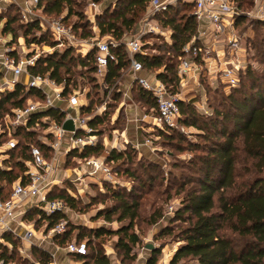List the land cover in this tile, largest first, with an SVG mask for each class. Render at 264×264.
<instances>
[{
	"label": "rangeland",
	"instance_id": "1",
	"mask_svg": "<svg viewBox=\"0 0 264 264\" xmlns=\"http://www.w3.org/2000/svg\"><path fill=\"white\" fill-rule=\"evenodd\" d=\"M125 1L70 0V5L64 7L60 14L45 11L44 7L47 5L43 3L41 7L32 10L35 15L23 17L22 13L29 9L26 0H0V15L6 18L16 17L15 37L13 34L3 33L0 25V45L6 43L5 45L11 46L21 55L25 54L26 49H34L33 53H38L40 57L49 55L53 51H61L63 46H60L53 38L50 27L53 22L65 19V25L75 27L73 28L75 32L72 31L73 43L66 42L64 45L70 46L76 56L86 54L88 45L85 41L87 40L80 38L81 33L92 31L94 33L92 38H96L97 34L94 32L98 33L97 29L94 30V25L97 23L96 18L103 17L104 11L111 13L118 4H124ZM244 2L240 11L245 20L237 25L234 24V33L242 39L241 46L245 50V56L242 58L246 63H250L256 72L264 74V18L261 16L264 0H244ZM94 3L97 5L96 8L91 7ZM148 15L151 14L147 9L139 12L135 30L149 19ZM30 20L37 21L40 30L32 31L26 39L23 36L25 29L21 25ZM4 22L5 19L1 24L3 25ZM150 26H157L159 32H148L143 36L142 50L148 58L162 57L165 63L172 55L168 49L171 43V32L155 20L150 23ZM135 30L126 33L125 36L134 33ZM256 34L262 39L259 45L260 53L255 52L253 48V39L255 40ZM41 35H44L45 43H35L32 46L27 42ZM98 38L108 42L112 41L109 36H98ZM53 41L57 45L49 46L48 43H53ZM173 63L176 66V62L173 61ZM203 63H201L199 84L203 86L204 91L198 82L192 79L184 87L178 85L172 93L174 96L178 95L180 103L184 105L192 103L195 109L194 118L188 114L187 116L181 114V120L188 117V122L194 120L199 127H203L208 122L207 118L214 116L213 111L219 113H233L234 111L226 99L227 95L232 92V88H227L223 83H214L211 88L203 84L207 81V69ZM162 69L148 70L145 74L153 79ZM73 70L76 72L73 76L76 81L75 90L81 93L79 100L82 107L88 109V111H81V115L88 118V121H95L91 126L90 134L93 145L100 149L99 152L86 158H79L73 152L70 153L73 151L72 148L66 155L64 154L65 148L57 155L43 151L46 162L54 165V171L49 180L50 193L53 196L69 195L74 199L75 208H69L66 220L75 229L85 234L99 228L114 233L103 235L97 240L90 236L94 244L98 243L102 255L108 259L109 264H146L153 251H159L156 264H169L173 251L181 244L175 239L177 228L184 227L183 224L169 223L175 211L180 207L183 197L180 186L186 182L183 188L185 191L196 186L191 182L199 176L194 163H197L196 159L210 147L211 142L206 141L207 137L215 141V139H221L219 133L204 129L202 132L182 123L175 128H166L164 132L159 131L154 124V118L157 115L156 105L150 108L149 104L141 99L139 95L141 87L133 82V76L127 66L120 71L119 77L110 85L105 84L104 78L97 73L89 74L87 68L83 69L75 65ZM239 85L246 88L245 90L252 87L251 82L246 79H241ZM205 91H207V105L204 104L206 100L203 95L199 97V94ZM187 108L190 109L191 106L187 105ZM4 119V117L0 119V124L3 125ZM230 129H232L231 125L226 128L227 131ZM45 131L46 128L41 126L35 133L34 140H29V143L36 145L35 141L41 142ZM22 142V138H19L18 143ZM112 152L124 153L123 159L110 160ZM13 157L9 155L7 158L10 164L15 161ZM89 159L103 162L110 168L112 178L105 179L99 171L96 172L87 165ZM242 165L240 159L237 165L239 172ZM114 195L130 197L127 198L129 201L135 200L139 204L138 217L133 222V229L130 231L137 235L138 243L131 246L127 254L119 245L121 236L116 234V231L128 225V220L118 221V213L111 216L110 220L104 218L105 213L118 205ZM159 210L163 216L152 224L150 216L154 213L153 217H155ZM41 225L39 223L37 227L40 228ZM168 227L173 229V232L166 235L164 232ZM73 236L74 234L72 239ZM148 246L154 249L151 251L147 248ZM181 264L193 263L185 260Z\"/></svg>",
	"mask_w": 264,
	"mask_h": 264
},
{
	"label": "trees",
	"instance_id": "2",
	"mask_svg": "<svg viewBox=\"0 0 264 264\" xmlns=\"http://www.w3.org/2000/svg\"><path fill=\"white\" fill-rule=\"evenodd\" d=\"M149 1L126 0L124 4H118L111 13L104 11L103 17L96 18L97 23L94 27L98 30L99 37L109 36L114 43L118 44L111 49L116 61L108 63L104 76L105 84H112L119 77L120 71L126 66L129 67L123 39L126 33L135 30L139 12L147 9ZM232 1L239 11L245 3L244 0ZM43 3L47 5L44 7L45 11L60 14L64 7L70 5V0H44L37 7H41ZM181 12L183 13L180 14ZM191 12L192 5L177 2L176 5L169 6L165 11L155 14L153 17L157 23L159 22L171 32V43H169L168 49L172 55L167 59V62L164 63L162 57L148 58L142 54L136 55L144 72L163 68L157 74L156 79L161 81L170 93H174L173 91L179 85L177 66L182 57V48L192 40L197 31V23ZM3 19L5 22L2 25V32L13 34L15 37L16 17L6 18L0 15V24ZM64 20L62 19V22L65 24ZM243 20L245 17L240 15L235 19L234 24L237 25ZM21 27L25 29L23 36L26 39L32 31L40 30L39 23L33 20L22 24ZM73 28L75 29V27ZM73 28L71 26L72 31L75 32ZM92 37H94L92 31L82 32L80 35V38L84 40H89ZM261 41L262 39L256 34L255 40L253 39V48L257 53H260ZM27 42L33 45L45 43L46 40L44 35H41L39 38L33 37L31 40H27ZM48 44L51 47L57 45L54 41ZM94 52V50H89L84 55L76 56L71 47H65L61 51H53L49 55L39 57L35 67L30 71L32 74L48 75L57 85H63L62 94L67 95L76 89V81L73 79L76 74L73 70L75 65H79L83 69L87 68L89 74L96 73ZM200 60L197 62L202 63ZM173 61L176 62V66ZM241 79L251 82L252 87L245 90L246 88L239 85ZM203 84H207V87L210 88L213 86V84L209 85L207 81ZM199 85L201 86V84ZM237 86L232 88V92L226 97L234 110L233 113L213 111L214 116L207 118L208 122L203 127H199L194 120L188 122V117L181 120V114L184 116L188 114L194 118L195 109L191 105L192 103L187 104L191 106L190 109L187 108V105L178 103L180 109L178 126L179 123H182L202 132L203 129L218 131L221 139L214 141L211 137H207L206 141H210L211 145L203 155L196 159L197 163H194L199 176L191 182L196 186L186 191L183 190L186 182L180 186L183 197L180 207L175 211L169 223L184 225V227L177 228L175 235V239L182 244L173 253L169 264H181L185 260L193 264H264V74L256 72L252 65L247 63L245 70L239 73ZM201 88L204 89L203 86ZM206 93L207 91L199 94V97L203 95L206 100L204 104L207 105ZM139 95L144 102L149 104L150 108L155 107L153 97L144 89L140 88ZM28 99L41 101L43 96L36 90L24 93L21 85H18L12 92L3 94L0 98V119L9 114L12 109L23 108ZM80 111H88V109L81 107ZM42 117H50L60 124L64 114L55 110H46L34 115L32 119L36 120ZM94 122L89 120L87 124L91 128ZM31 123L34 122L30 121V125ZM230 125L232 129L227 131L226 128ZM164 129H159V131L164 132ZM34 135L33 132L16 129L14 136L18 139L22 138L23 142L19 143L17 149L8 152V155L15 158L13 164H10L8 160L3 162L7 169L0 170V191L3 188L8 191L11 184L23 176L25 171L23 162L29 159L27 149L30 145L29 140H34ZM35 143L39 147L43 146L39 141H35ZM99 149L93 145L85 147L80 153H77L76 150L70 151V153L73 152L79 158H86L99 152ZM123 155L124 153L112 152L109 159L118 161L123 159ZM240 159L243 165L239 172L237 165ZM131 175L134 177L132 173ZM114 198L118 205L105 213L104 218L110 220L111 216L118 213V221L128 220V225L116 231V234L121 236L119 245L127 254L130 252V247L138 243L137 235L130 231L133 229V222L138 217L139 204L135 200L129 201L127 198L130 197L123 195L120 197L114 195ZM48 199L62 200L68 208H75L74 199L69 195L53 196L49 193ZM157 213L155 217H153L154 213L150 216L152 224H155L163 216L160 210ZM31 217H37L36 227L39 223H46V230L51 229L60 220H66V216L61 213L47 217L40 212H33ZM172 232L173 229L168 227L164 234L169 235ZM73 234V238L78 241H87L89 264H109L108 259L102 255L98 243L94 244L90 240V236L97 240L103 235L114 234L112 231L99 228L85 234L72 227L68 222L65 233L55 239L60 245H64L72 239ZM6 240L11 243L13 248L15 247V243L8 236ZM158 253L159 251H153L146 264H156ZM32 254L41 263L46 264L50 261L49 255L43 251L33 250ZM6 258L16 261L17 264H30L27 260H23L17 251H12L6 255Z\"/></svg>",
	"mask_w": 264,
	"mask_h": 264
},
{
	"label": "built area",
	"instance_id": "3",
	"mask_svg": "<svg viewBox=\"0 0 264 264\" xmlns=\"http://www.w3.org/2000/svg\"><path fill=\"white\" fill-rule=\"evenodd\" d=\"M42 1L44 0H26L29 9L22 13L23 17L35 15L32 10ZM177 2L192 5L191 15L197 23L196 34L182 48V57L177 66L180 86L184 87L192 79L199 84L202 64L197 60L200 59L207 69V83L212 85L220 81L227 88L238 85L239 73L245 70L247 64L242 58L245 56V50L241 46L242 39L234 33V22L241 12L232 0H150L147 6V11L151 14L148 15L149 19L134 33L125 36L123 44L127 51L133 82L149 93L155 101L157 115L154 124L161 130L177 127L180 118L178 106L180 98L178 95H172L161 81L156 78L150 79L145 74L142 64L136 59V55L147 56L142 50L141 39L148 32H159L157 26H150V23L154 22V15L176 5ZM96 6L95 3L91 5L93 8ZM261 14L264 18V9ZM50 30L53 38L63 48L70 47L64 43H73L72 29L62 20L53 22ZM94 32L97 37L85 41V44L89 45L88 51H95L96 73L104 78L108 63L116 61L111 49L118 44L99 39L98 33ZM33 51L34 49H26L25 54L21 55L5 43L0 45V98L6 92H12L18 85L23 87L24 93L36 90L43 96L41 101L33 102L28 99L23 108L12 109L4 116L3 125L0 124V170L7 169L3 162L7 160L8 152L19 146L18 138L14 136L16 129L36 133L41 126L46 128L40 142L43 146L31 144L28 146L29 159L23 162L25 167L23 176L14 181L8 191L4 188L0 191V264H17L16 261L6 258L12 251H17V254L30 264H45L34 257L33 250L43 251L49 255L50 261L46 264H89L86 240L78 241L73 238L60 245L55 239L65 233L67 220L62 219L51 229L46 230V223L36 228L37 217H31L33 212H40L49 217L56 213L64 214L68 209L62 200L48 199L49 180L54 165L46 162L43 151L57 155L65 148L66 155L71 148L82 151L85 147L93 146L90 134L92 129L87 124L88 118L83 117L80 111L81 93L72 90L71 93L63 95V85H57L48 75L32 74L30 70L35 67L40 57ZM46 110L63 113V121L57 124L50 117L32 119L34 115ZM65 120H72L73 132L62 129ZM30 121L34 123L30 125ZM87 165L96 172L99 171L105 179L112 178L110 168L103 162L89 159ZM7 236L15 243L14 248L6 240ZM46 243H50L54 250L49 251ZM56 252L65 253L69 260L57 261Z\"/></svg>",
	"mask_w": 264,
	"mask_h": 264
},
{
	"label": "crops",
	"instance_id": "4",
	"mask_svg": "<svg viewBox=\"0 0 264 264\" xmlns=\"http://www.w3.org/2000/svg\"><path fill=\"white\" fill-rule=\"evenodd\" d=\"M1 26H2V24H0ZM0 31H1V28H0ZM1 40V39H0ZM6 44V43H5ZM7 46V45H6ZM219 46V45H218ZM9 47V46H8ZM88 47V49H89V45L87 46ZM87 52H88V50H87ZM86 52V53H87ZM84 55V54H83ZM69 209V208H68ZM67 209V211L64 213V215L66 216L67 214H68V211H70V210H68ZM35 227H36V223H35ZM36 228H38V227H36ZM182 244V243H181ZM181 244L180 245H178L176 248H175V250L173 251V253L181 246ZM46 248L49 250V251H53L54 249L52 248V245L50 244V243H46ZM173 253H172V255L171 256H173ZM170 256V257H171ZM56 259H57V261H59V262H67L68 260H69V257H68V255H66L65 253H63V252H56Z\"/></svg>",
	"mask_w": 264,
	"mask_h": 264
},
{
	"label": "water",
	"instance_id": "5",
	"mask_svg": "<svg viewBox=\"0 0 264 264\" xmlns=\"http://www.w3.org/2000/svg\"><path fill=\"white\" fill-rule=\"evenodd\" d=\"M61 127L66 132H73L74 131V126H73L72 120H65L62 123ZM147 248L150 249L151 251L154 249L152 246H148Z\"/></svg>",
	"mask_w": 264,
	"mask_h": 264
}]
</instances>
